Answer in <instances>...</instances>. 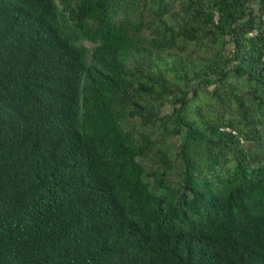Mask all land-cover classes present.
Returning <instances> with one entry per match:
<instances>
[{
    "label": "trees",
    "instance_id": "1",
    "mask_svg": "<svg viewBox=\"0 0 264 264\" xmlns=\"http://www.w3.org/2000/svg\"><path fill=\"white\" fill-rule=\"evenodd\" d=\"M264 0H0V264H264Z\"/></svg>",
    "mask_w": 264,
    "mask_h": 264
},
{
    "label": "built area",
    "instance_id": "2",
    "mask_svg": "<svg viewBox=\"0 0 264 264\" xmlns=\"http://www.w3.org/2000/svg\"><path fill=\"white\" fill-rule=\"evenodd\" d=\"M263 61H264V57H263Z\"/></svg>",
    "mask_w": 264,
    "mask_h": 264
}]
</instances>
